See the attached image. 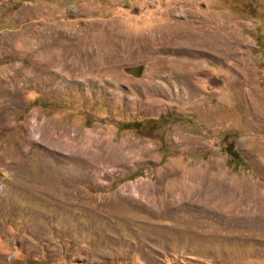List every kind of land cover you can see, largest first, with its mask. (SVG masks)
<instances>
[{
  "label": "rangeland",
  "instance_id": "obj_1",
  "mask_svg": "<svg viewBox=\"0 0 264 264\" xmlns=\"http://www.w3.org/2000/svg\"><path fill=\"white\" fill-rule=\"evenodd\" d=\"M0 264H264V0H0Z\"/></svg>",
  "mask_w": 264,
  "mask_h": 264
},
{
  "label": "trees",
  "instance_id": "obj_2",
  "mask_svg": "<svg viewBox=\"0 0 264 264\" xmlns=\"http://www.w3.org/2000/svg\"><path fill=\"white\" fill-rule=\"evenodd\" d=\"M228 154H229L230 160L234 163H237L241 160L238 152L235 150L228 151Z\"/></svg>",
  "mask_w": 264,
  "mask_h": 264
},
{
  "label": "bare ground",
  "instance_id": "obj_3",
  "mask_svg": "<svg viewBox=\"0 0 264 264\" xmlns=\"http://www.w3.org/2000/svg\"><path fill=\"white\" fill-rule=\"evenodd\" d=\"M44 25H45V24H44ZM51 28H52V27H51ZM52 29H53V28H52ZM42 32H43V31H42ZM45 42H46V41H45ZM48 43H49V42H48ZM45 44H46V43H45ZM52 45H53V44H52ZM48 46H49V45H48ZM48 46H47V47H48ZM48 48H49V47H48ZM51 49H52V46H51ZM48 50H49V49H48ZM46 52H47V51H46ZM48 53H49V52H48ZM48 53H47V54H48ZM45 54H46V53H45ZM52 55H53V54H52ZM46 56H47V55H46ZM49 56H50V55H49ZM51 57H52V56H51ZM54 57H55V56H54ZM47 58H49V57L47 56ZM50 61H51L52 63H53V62H57V59H56V58H53V59L49 60L48 62H50ZM87 62H88V61H87ZM52 65H53V64H52ZM54 66H55V65H54Z\"/></svg>",
  "mask_w": 264,
  "mask_h": 264
}]
</instances>
